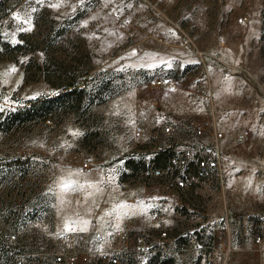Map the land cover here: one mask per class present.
<instances>
[{
	"label": "rangeland",
	"instance_id": "obj_1",
	"mask_svg": "<svg viewBox=\"0 0 264 264\" xmlns=\"http://www.w3.org/2000/svg\"><path fill=\"white\" fill-rule=\"evenodd\" d=\"M67 84L78 104L13 120ZM208 151L218 166L199 179ZM150 164L160 178L143 177ZM258 215L264 0H0V235L43 251L69 232L102 250L110 234L199 230L233 249L214 264H264Z\"/></svg>",
	"mask_w": 264,
	"mask_h": 264
},
{
	"label": "built area",
	"instance_id": "obj_2",
	"mask_svg": "<svg viewBox=\"0 0 264 264\" xmlns=\"http://www.w3.org/2000/svg\"><path fill=\"white\" fill-rule=\"evenodd\" d=\"M153 84L159 86L164 82L157 81ZM244 136H247L246 131L240 139ZM215 158L212 151H208L195 159L197 178L207 179L212 176L218 166ZM183 163L182 157L170 160L173 167ZM162 175L163 171L154 164L148 165L143 171L145 179L160 178ZM193 185L191 178H177L169 184L178 191H186ZM256 219L264 223V216L258 215ZM117 234L107 237L102 250H93L85 236L65 232L57 236V243L53 247L43 251L22 248L14 234H3L0 235V264H214L216 253L227 257L233 251L229 244L220 251L215 242L203 241L199 230L183 235H172L168 231H159L155 236L148 232ZM259 234L261 233L253 237L255 244L261 242ZM179 239L182 241L179 242ZM97 241H102V238L99 236ZM117 242L119 245H115Z\"/></svg>",
	"mask_w": 264,
	"mask_h": 264
},
{
	"label": "trees",
	"instance_id": "obj_3",
	"mask_svg": "<svg viewBox=\"0 0 264 264\" xmlns=\"http://www.w3.org/2000/svg\"><path fill=\"white\" fill-rule=\"evenodd\" d=\"M77 86L78 85L67 84L62 87V93L58 96L28 102L29 106L12 114L14 117L13 120L20 117L21 121H28L32 119L38 111L47 116L49 113H52L56 107H62L68 102L70 105L78 104L81 100L79 96L83 90L78 89Z\"/></svg>",
	"mask_w": 264,
	"mask_h": 264
}]
</instances>
